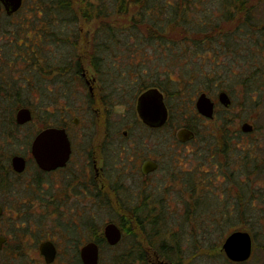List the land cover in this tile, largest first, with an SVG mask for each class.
Wrapping results in <instances>:
<instances>
[{
    "label": "rangeland",
    "instance_id": "374dc122",
    "mask_svg": "<svg viewBox=\"0 0 264 264\" xmlns=\"http://www.w3.org/2000/svg\"><path fill=\"white\" fill-rule=\"evenodd\" d=\"M44 1H25V9L28 10V27L23 29L24 34L28 31L32 37V35L37 34L39 29L43 28L41 18L38 17V11L44 9L48 14L46 8L52 9ZM194 6L198 9V12L193 7L192 13L189 15L191 21H194V19L198 21L206 20L202 16L203 8L206 7L212 14L218 15L219 6L222 5L218 0H201V3H195ZM252 6L256 9L254 12L255 19L259 22V27H262L264 25V0H253ZM77 10L80 15L77 25L79 35L76 39L80 48L75 51L77 55L75 60L77 61L78 58L84 60L82 69L86 72L89 81L96 79L95 83L93 82L96 90L100 86L99 76L96 77V72L91 66L89 58L84 59L83 53L85 54V51L81 47H88L84 39L88 38V35H92L93 31L99 26V21L88 22L84 19L86 17H82L81 11L88 13V7L84 10ZM230 10L233 11L232 8ZM50 12L52 13V11ZM39 16L45 18L44 13L43 16L41 14ZM129 18L125 16L119 19L112 18V20L115 24L117 22L121 26L118 28H127ZM216 20L219 26L222 25L221 27L225 28V30L223 28V31L226 32L221 34L218 31H213L215 28L210 27L209 30L213 32L207 31L208 37L206 35L197 36L198 43L204 49L199 50L201 46H194L190 42L192 31L183 33L184 37L190 34L188 37H191V39L186 41L183 48L177 45L172 50L178 56L176 59L178 63L169 61L168 54L171 51H166L167 57L157 59L153 49L147 47L143 51L139 49L140 51L134 52L133 55L131 53V57H129L126 54L130 51H125L124 44H113L109 56L104 58L107 71L115 73L127 70L133 62L142 65L146 71L143 73L144 76H130V79H133L132 82L125 75H113V77H119L120 82L127 81L129 83L130 94L128 100L130 106H117L108 118L100 117L98 119L94 106L91 107V105H94V100L91 104L89 88L85 80L82 83L77 81L72 94L64 93V91L60 93L58 99L61 110V123L67 125L71 136L78 143L77 155L73 158L74 165L72 166L75 170L74 178L76 180L72 185L79 182L77 181L78 178L84 180L81 172L84 170V158L88 151H83L82 148L95 147L97 148V158L100 166L105 168L108 184L114 185L113 190L109 191V199L106 196H103L102 199H96L94 196L91 198L90 192H88L87 202L86 195L82 191L85 184L74 185L73 189L72 186L68 187L66 183L63 184L62 182L60 184L61 188H56V190L60 189L56 195L60 198L63 196L66 198L62 199L60 207L56 206L55 208L54 206L56 217L34 219L28 225L25 224L21 228L22 233L20 234L25 236L28 234L24 254L18 257L19 259L16 258L17 260L12 258L10 262L9 258L2 256L0 262L3 264H46L43 260H40V256L35 249H37L42 238L51 236L60 249L57 261L53 264H83L77 251L84 247L86 240H88V243L99 242L101 247L99 249V264H114L115 254L122 252L132 240L128 229L134 231L136 227L125 216L127 212H132L135 216L138 215L144 219L148 216L158 217V224L161 226L159 230L166 227L165 229L168 231L164 239L172 246L181 249V252L178 253L180 257L182 256L180 264H264V225L262 223L257 224L259 217H264L263 167L260 172H256L252 166V174L249 175V178L247 177L259 197L254 200L257 207L253 208L252 218L249 216L246 220L247 223H245V217L241 219L234 218L236 221L234 220L235 224L232 225L231 223L214 224V222H211L212 219L219 216L214 215L213 211L219 212L217 209L219 205H225L227 191L230 186L229 179L224 175L226 171L224 165H222L221 158L223 157L217 151L222 148L223 141L220 139L225 133L227 135L226 131H239L243 122L252 123L256 128L255 138H259V141H261L259 150L256 152L263 158L262 164L264 166V50H257L250 43L248 45L243 41L242 37L244 35L240 33L237 37H241V45L236 46L233 43V49L232 45L225 48L226 36L231 33V30L235 32L242 31V29L237 27V22L227 21L225 16ZM18 24L21 25L20 22ZM210 36L213 40L211 43L208 41ZM119 37L123 38V34ZM203 40L205 43H202ZM49 41L47 42L52 48V41ZM73 42L74 37H71L70 44L73 45ZM45 46L49 47L48 44ZM56 46V50L46 48L45 51H48L52 57L54 55L53 50H55L56 55L60 56V60L63 62L64 56H68L69 50L67 46L60 43H57ZM196 47L199 52L201 51L200 55L195 54ZM181 49L182 51H180ZM144 53H149L150 56L144 55ZM255 55L260 56L255 59L257 63L250 58V56L254 57ZM52 67L53 64L50 62V68ZM62 67V63H60V68ZM167 71L170 72H168V75L163 73ZM66 77H68L67 71L65 73L61 72L57 82H60V85L63 86L61 80L67 79ZM169 77L177 82L178 80H184V82L177 87L174 86L177 82H174V85H172L173 82H171L172 84L167 82ZM187 78H190V80H187ZM155 80L164 82L166 103L170 107L172 121L171 124L160 131L149 132L135 123L134 111L131 108L134 105L135 110L141 85H154L153 81ZM52 86L53 80L51 77L50 88ZM222 91H226L232 99L230 108H225L219 102V93ZM201 92H206L217 103L214 118L207 122L200 120L195 106ZM43 98L44 103H51L53 100L52 96H44ZM28 99L34 103L41 98L29 97ZM75 117L79 120L78 124L73 122ZM103 120H105V123H103ZM187 126L193 129L197 137L195 140L180 144L176 139L177 131ZM124 131L128 132L127 136L123 134ZM166 139L171 141L170 145L164 144ZM237 140L235 142L243 147L244 143ZM147 155H155V158L162 164V170L155 172L146 181L141 175L140 164ZM225 161L224 156V164ZM70 173L69 169L66 172L59 173L58 176L63 179L64 176ZM187 173L189 175L194 174V177L190 176L189 178ZM235 174H237L235 178L239 182L246 177L245 173L239 171ZM196 175H199L198 180L203 182L202 185L204 183L206 185L202 188L199 187V190L194 184L190 185L194 183L193 180L196 179ZM70 177L72 176L70 175ZM207 183L210 184L207 185ZM46 184L53 185L51 178L48 179ZM100 184L99 182L98 186ZM236 191H239V185H236ZM72 194L75 197L73 199L69 197ZM199 196H203L202 198L205 196V199L204 201L200 199L202 202L198 205L197 197ZM109 200H113L112 204L107 203ZM140 205L141 207L138 208ZM200 208L204 211V214L200 213V216H197L196 212ZM135 211H137V214ZM109 222H115L123 229L122 239L112 246L106 240H98V238L103 237L105 227ZM238 230L250 233L253 238L251 259L243 263L230 261L222 249L226 237ZM140 231L139 229L138 232L134 231L139 239ZM142 235L144 236L143 232ZM159 241L161 243V239ZM159 241H156L155 246H160ZM147 250V254L150 255L149 264H175V262L160 255L155 248L151 247V251ZM154 257H156L155 260Z\"/></svg>",
    "mask_w": 264,
    "mask_h": 264
},
{
    "label": "flooded vegetation",
    "instance_id": "af4514ba",
    "mask_svg": "<svg viewBox=\"0 0 264 264\" xmlns=\"http://www.w3.org/2000/svg\"><path fill=\"white\" fill-rule=\"evenodd\" d=\"M25 1L26 0H22L21 6L15 11L12 10V5H8V7L3 1L0 2V238L2 239L0 242V257L6 256L7 259L9 258V262L12 258L19 259L18 257L22 256L25 252L24 247L28 241L26 238L28 234H26V236L24 234L20 235L22 233L21 228H23L25 224L28 225V223L34 219L38 220L40 218L56 217V206L60 207L62 199L64 200L66 198L65 196L60 198L56 195L60 190H56V188H61L60 184L62 182L63 184L66 183L68 187L72 186V188L74 185L80 186L85 184L82 191L86 195L87 202L88 192H90L91 198L94 196L96 199H102L103 196H106V198L109 199V191L113 190L114 186L108 184L105 168L100 166L99 159L97 158V148L95 147H88V149L87 147L82 148L83 151H88L84 158V170L81 172V176L84 180L82 181L78 178L77 181L79 182L72 185L76 180L74 178L75 170H73L72 166L74 165L73 158L77 155L76 150L78 149V143L75 142V138L71 136L67 125L61 123V110L58 97L62 91L72 94L75 90V86L71 84L68 86L69 88H67V86L63 87L60 85V82H57L61 74L60 56L56 55L57 52L55 53L57 41L55 42L56 44H53L54 47H52L55 49L53 50L54 55L52 57L49 55L48 51H45L46 48H51L49 46L50 44L47 42L49 34L52 31H59V16L53 15L54 26L52 29L48 23L49 18L46 15V11L44 9L39 10V15L41 14V16H43V13L45 14V18L38 15V17L41 18V25L43 28L39 29L37 34L32 35V37L27 30H25L27 32L24 34L23 29L28 27V10L25 9ZM19 22L21 25L18 24ZM48 31L50 32L48 33ZM45 39L47 40L45 41ZM44 44H48L49 47L44 46ZM50 62L53 64L52 68H50ZM69 62L70 73H72L75 69V64L73 65V63H75V57L72 56ZM51 77L53 80L52 88H50ZM82 77L89 88L92 104V101L96 99L95 85L93 84L96 79L89 81L84 70L82 72ZM151 88H158L163 93V101L167 109V118L160 126L151 125L143 121L138 111V99L140 95ZM107 93L109 94V92ZM107 93L104 92L107 96L101 95L99 102L94 101V105H91V107L94 106V111L98 119L100 117L108 118L119 105L130 106L129 100L126 99V101L124 100L125 102L119 101V96L118 98L115 97L117 100L109 102ZM202 93L207 94L206 92H201L200 94ZM44 96H52V102L44 103ZM207 96L210 97L208 94ZM15 97H21L22 99L13 103ZM29 97H38L41 99L33 103V101L28 99ZM211 100L214 102L215 116L217 103L212 98ZM230 100L231 105L228 107L223 105L225 108H230L232 106L231 97ZM131 109L134 111L133 117L135 118V123L141 125L149 132L160 131L171 124L172 114L170 107L166 103V94L158 86H148L141 89L136 101L135 110L134 105ZM197 113L200 120L204 122L214 118L205 117L200 114L198 110ZM130 118L132 119L131 115ZM73 122L78 124V118L75 117ZM103 123H105V120H103ZM246 123L252 126L251 130H243V125ZM184 128L193 131L190 126L182 127L181 129ZM47 129H65L68 134L71 153L64 166L50 168L53 161L50 160V162H48L44 160V162L41 163L38 160L41 157L36 156V150L37 155L40 153L44 155L43 150H45V148H37L35 143L39 135ZM179 130L177 131L176 139L180 144L195 140L197 137L193 131L194 137L183 140L178 136ZM255 130V126L246 121L243 122L239 131L232 130L230 132L236 139H238L236 136H240L238 140H240V142L244 141L252 150L253 143L259 140V138H255ZM123 134L127 136L128 132L124 131ZM169 143H171L169 139H166L164 142L165 145H170ZM161 167L162 164L155 158V155H147L141 161L140 172L147 181L155 172L161 171ZM69 169L71 173L64 176L63 179H60V176H58L60 175L59 173L66 172V170ZM187 174V176H190L189 173ZM70 175L72 177L69 178ZM195 177L196 186L199 190V185L201 186L203 182L198 180L199 175ZM50 178L53 184L51 186L46 184ZM99 182L101 183L100 186H98ZM69 197H71V199L75 198L73 194ZM112 202L113 200L107 201L109 204H112ZM121 204L124 205L123 202H121ZM140 207L141 205L138 208ZM121 230L123 231L122 228ZM18 231L21 232L18 233ZM103 237L107 241L105 234H103ZM49 242L56 249V257L52 263L46 261V255L42 251L43 245ZM87 244L88 240H86L83 246ZM97 244L100 249L99 242H97ZM82 248L83 247L77 252L79 253L80 261L83 263L81 259ZM36 250L37 254L40 256V260H43L46 264L55 263L60 253L57 243L51 236H47L44 239L42 238L35 251ZM0 264L3 263L0 262Z\"/></svg>",
    "mask_w": 264,
    "mask_h": 264
},
{
    "label": "trees",
    "instance_id": "16d2710c",
    "mask_svg": "<svg viewBox=\"0 0 264 264\" xmlns=\"http://www.w3.org/2000/svg\"><path fill=\"white\" fill-rule=\"evenodd\" d=\"M218 1H220L222 5L221 7L219 6L218 15L212 14L211 11H209V9H207L206 7L203 8L204 10L202 14L203 18H205L206 20L198 21L194 19V21H191L189 15H191L192 9L193 7H195L194 4L201 3V0H45L44 3H48L52 8H46L48 13L46 15L49 18L48 23L50 24L52 29L54 26L53 15L59 16V31H52L49 34L48 40L52 41V44L57 41V43L67 46L69 50L67 54L68 56H64L63 62H60L63 66L61 68V72L65 73L67 71L68 73V77H66L67 79L61 80L63 86H67V88H69L68 86L71 84L72 86H76L77 81H80V83L84 81L82 77L84 60L79 58L77 61L75 60V63H73V65L75 64V69L72 73H70L69 59L72 56L76 58L77 55L75 51L80 48L77 44L78 41L76 39L79 35L77 25L80 15L77 9L84 10L87 7L88 13H83L81 11L82 17H86L84 19L88 20V22L99 21V26L97 27V29L93 31L92 35H88V38L84 39L85 43L88 44V47H81V49L85 51V54L83 53L84 59H86L87 57L89 58V62L96 72V77L99 76L98 80L100 82V86H98L95 90L96 99L94 101L96 102H99V99H101V95L107 96L104 94V92H109V94L107 93L109 102L117 100L116 98H118V96L120 99L119 101L125 102L126 99H129V83L127 81L120 82V78L113 77V75H125L127 76V79H130V76H144L143 73L144 71H146L142 65H137L134 62L133 64H131V67L129 69L127 68V70H121L115 73L112 71L111 73L107 71L105 69L104 58H107V56H109V52L112 51L111 48L113 47V44L116 43L117 45L124 44L123 46L126 49L125 51H130L126 54L129 57H131V53L133 55L134 52L137 53L140 50L143 51V49L149 47L153 49L157 56V59L164 56L167 57L166 51H171L168 54V56L170 57L169 61L171 63L174 61L178 63V61H176L178 56H176V54L173 53L172 50H174L177 45H180V47L183 48V46L186 44V41L191 39V37H188L190 34L185 35L184 37L183 33L192 31V39L190 42H192L194 46H201L198 43L199 41L197 40V36L206 35L208 37V32L213 31H218L221 34L222 32H226L223 31L224 27L222 28V25L219 26V23L216 20L219 17L225 16V18H227V21L237 22V27L242 29V31L239 30L235 32L231 30V33L226 36L227 40L225 41V48L232 45L231 47L233 49L234 44H236V46L241 45L242 39L241 37H237V35L240 33L241 35H244V37H242L243 41L248 43V45L249 43L253 44V47H256L257 50L263 51L264 25L262 27H259V22L255 19L256 17L254 12L256 11V9L252 6L253 0ZM216 7H218V5H216ZM230 8H232L233 11H231ZM198 9L196 10L197 12ZM50 11H52V13ZM125 16L130 17L128 19L129 22L127 23V28H118L121 26H119L117 22L115 24L112 18L119 19ZM210 27H213L215 29L213 31H210ZM121 34H123V38L119 37V35ZM181 36L182 38H180ZM71 37H74L73 45L70 44ZM46 40L47 39H45V41ZM204 40L202 43H205ZM208 41L209 43L213 41L211 36L209 37ZM45 45L46 44H44V46ZM140 46L142 49L140 48ZM168 46L170 47L169 49ZM52 47H54V45ZM197 49L198 48L196 47L195 54L200 55L201 51L199 52V50L204 48H202L201 46L199 50ZM180 51H182V49ZM144 55L150 56L149 53H144ZM257 57L260 56H250V58H252V61H256L255 59H257ZM168 72L169 71L163 73L168 75ZM187 80H190V78H187ZM167 82L170 84H172L171 82H173L172 85H174V82L177 81L169 77L167 78ZM183 82L184 80H178V82L174 86L178 87ZM153 83L154 85L151 86H158L164 92L166 91L164 82H158L157 80H155L153 81ZM146 87H148L146 86V84L141 85L140 90ZM19 99H21V97H15L13 103L15 101H18ZM226 132L227 135L225 133V135L220 139L223 141L222 148L217 151H219V155L223 157L221 158L222 165H224L223 167H225L226 171L224 175L229 179L228 183L230 186L227 191L228 195L226 196L227 199L225 200V205H219V207L217 208L219 212L213 211L214 215L219 216L215 219H212L211 222H214V224L231 223L232 225L235 224V222H233L235 220L234 218L241 219L242 217H245V223H247V218L249 216L252 218L253 208L257 207L254 200H257V198H259L258 194L255 192V189L251 184V181L248 178L249 175L252 174V166L254 167L256 172H260L261 168H264L262 164L263 158H261V155L256 152L257 150H259L261 142L259 140L258 142H254L252 150L250 146L244 141H241V143L244 144L243 147H240L239 143L235 142V140L237 139L234 137V135L231 132H228V130ZM236 137L239 139L240 136ZM224 156L226 158L225 164ZM237 171H239L240 173H245L246 176L243 180H240V182L235 178L237 175L235 173ZM190 176L194 177V174H191ZM190 176L188 177L190 178ZM193 181L194 183L190 185L194 184L197 188L195 180ZM204 184L199 187L202 188V186H206ZM208 184L210 183H207V185ZM236 185H239L238 192L236 191ZM202 197H197L198 205L200 204V202H202L200 201V199H203L204 201L205 196L204 198ZM135 213L137 214V211H135ZM196 213L197 216H200V213L204 214V211H202V209L200 208V210H198ZM242 214L248 215L244 216ZM125 216L135 225L136 228L134 229V231L138 232L139 229L143 232L144 236L140 231V235L138 234L140 237L139 239L137 233L127 228L132 240L128 244V246L126 244L127 247L122 252H118L117 254H115L114 264H149L150 255L147 254V249L151 251V247L155 248V250H158L160 255L164 256L166 259L175 262V264H180L182 256L180 257L178 253L181 252V249L180 247L176 248L175 246H172L171 243L164 239V236L167 235L168 231L165 229L166 227L159 230V227L161 226L158 224V217L148 216L146 217V219H144L141 216H135L132 212H127ZM261 223L264 225V217H259L257 224ZM124 224H126V222H124ZM205 234L207 235L208 233L206 232ZM160 239L161 243L159 241ZM204 239L206 240L205 237ZM98 240L105 241L104 237L98 238ZM156 241H159V247L155 246ZM155 258L156 257H154V260Z\"/></svg>",
    "mask_w": 264,
    "mask_h": 264
},
{
    "label": "water",
    "instance_id": "95a60500",
    "mask_svg": "<svg viewBox=\"0 0 264 264\" xmlns=\"http://www.w3.org/2000/svg\"><path fill=\"white\" fill-rule=\"evenodd\" d=\"M7 6L12 5V10H17L22 0H0ZM9 7V6H8ZM220 102L225 106L231 105L230 97L226 92H221L219 95ZM196 107L200 114L208 118L214 117V102L207 94L202 93L196 100ZM138 111L140 117L148 124L160 126L167 118V109L163 101V93L158 88H151L142 93L138 99ZM252 126L248 123L243 125L244 131H249ZM178 136L183 139L194 137V132L189 129H180ZM35 146L44 147V155L38 154L41 157L39 162L43 163L44 160L52 162L50 168L57 166H64L71 153L70 142L68 134L65 129H47L42 132ZM58 147V148H56ZM155 166V165H154ZM48 167V166H45ZM105 237L109 244L116 245L122 239V230L115 223H109L104 230ZM2 239L0 238V242ZM223 251L226 257L236 263L247 262L253 252V238L250 233L246 231H234L230 233L223 244ZM42 251L46 255V261L52 263L56 257V249L51 243H45ZM99 245L96 242H89L81 250V259L83 264H99Z\"/></svg>",
    "mask_w": 264,
    "mask_h": 264
}]
</instances>
